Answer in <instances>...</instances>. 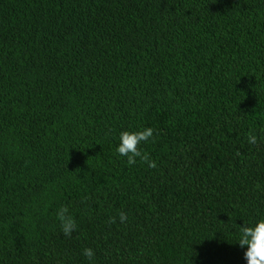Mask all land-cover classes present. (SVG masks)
I'll use <instances>...</instances> for the list:
<instances>
[{
	"label": "trees",
	"instance_id": "trees-1",
	"mask_svg": "<svg viewBox=\"0 0 264 264\" xmlns=\"http://www.w3.org/2000/svg\"><path fill=\"white\" fill-rule=\"evenodd\" d=\"M260 219L264 0H0V264H247Z\"/></svg>",
	"mask_w": 264,
	"mask_h": 264
},
{
	"label": "clouds",
	"instance_id": "clouds-1",
	"mask_svg": "<svg viewBox=\"0 0 264 264\" xmlns=\"http://www.w3.org/2000/svg\"><path fill=\"white\" fill-rule=\"evenodd\" d=\"M154 129L151 127L140 130H125L119 135V145L116 152L121 157L127 158L129 166H134L139 159L142 163H147L150 167L155 168L156 162L149 158L140 147L154 137ZM249 143H256V136L248 137ZM57 216L60 221L62 234L65 237L71 238L73 232H77L78 225L75 218L70 214L68 207H61L57 211ZM129 217L126 212L119 213L120 223H126ZM111 223H115L116 219L112 218ZM239 245L241 248L246 247L244 258L247 264H264V219H260L253 225L245 224L239 230ZM83 255L89 261V264H95L96 252L92 248H85Z\"/></svg>",
	"mask_w": 264,
	"mask_h": 264
}]
</instances>
